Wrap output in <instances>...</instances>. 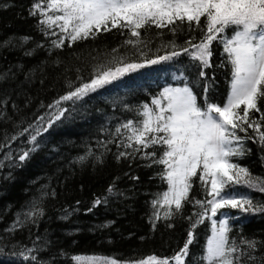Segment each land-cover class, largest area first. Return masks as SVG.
Masks as SVG:
<instances>
[{
    "label": "trees",
    "instance_id": "obj_1",
    "mask_svg": "<svg viewBox=\"0 0 264 264\" xmlns=\"http://www.w3.org/2000/svg\"><path fill=\"white\" fill-rule=\"evenodd\" d=\"M38 2L44 0H0V264H80L73 259L77 256L145 264L150 256L174 257L189 231L194 239L184 262L204 264L212 216L209 212L196 223L204 212L196 202L211 199L205 186L194 178L182 209L176 212L173 206L166 219L168 206H153L168 189L165 166L154 163L163 147H125L130 133L121 128L118 134L116 129L128 121L138 123L142 105H151L166 87H189L200 105H223L232 67L223 40L233 29L212 42L208 66L182 52L82 99L60 101L89 82L99 66L115 68L113 57L128 63L156 59L188 47V41L199 44L206 26L184 24L175 33L171 26H151L141 29L140 37L117 28L71 46L65 40L57 48L53 41L64 34L58 28L46 29L38 11L32 14ZM129 40L134 43H126ZM259 106L264 111V100ZM61 110H66L64 115L49 126ZM259 117L260 112L251 115ZM237 134L245 154L232 157L233 162L247 168L254 181L264 179L258 133L248 128ZM25 152L29 155L21 161ZM122 152L126 155L121 157ZM151 153L155 155H146ZM225 192L264 205V192L244 183L230 185ZM219 215L228 220L230 238L244 249L242 264H264V212L225 208L216 218ZM242 241H255L256 247L248 249Z\"/></svg>",
    "mask_w": 264,
    "mask_h": 264
},
{
    "label": "snow or ice",
    "instance_id": "obj_2",
    "mask_svg": "<svg viewBox=\"0 0 264 264\" xmlns=\"http://www.w3.org/2000/svg\"><path fill=\"white\" fill-rule=\"evenodd\" d=\"M37 11L42 17L40 23L46 29L58 28L64 34L58 41H53L57 48L63 46L65 40L71 46V43L95 37L101 31L117 28L127 29L132 37H140V30L151 26L158 29L171 26L173 33L184 24L189 28L193 24L200 28L203 22L206 26L199 44L188 41V47L173 50L168 55L142 63H128L113 57L112 62L117 65L115 68L99 66L89 82L62 96L60 101L82 99L128 73L170 60L182 52L208 66L212 42L232 28V35L223 40L224 52L232 66L229 94L223 105L208 102L200 105L189 87L166 88L160 97L151 101V105H142V119L138 123L134 125L133 121H128L116 132L119 134L123 128L130 133L125 147H163L162 156L154 163L165 166L163 178L168 183V191L163 193L162 200L153 201V206L167 205L166 219L173 214V206L176 212L182 209L197 177L211 199L196 202L204 208V212L199 214L201 219L196 223L203 222V217L209 212L216 217L225 208L264 212V205H256L248 197L237 198L225 192L228 186L241 183L264 192V179L254 181L247 168L232 160V157L245 154L243 138L237 134L238 131L246 133L248 128H252L258 133L259 143L264 148V131H261L264 111L259 106L264 100V0H44V3H36L32 14ZM126 43L134 42L129 40ZM116 51L113 49V52ZM201 75L204 73L201 72ZM65 111L55 115L49 126L60 120ZM253 112H260L259 119H251ZM31 139L35 141L36 136ZM136 150L139 151V147ZM28 155L25 152L19 159L23 161ZM119 155L122 157L126 153ZM146 155L154 156L155 153ZM35 214L34 211L28 215ZM230 231L227 219L213 223L212 235L206 242L202 257L204 264H242L244 249L230 238ZM193 239V232L189 231L187 242L174 257L150 256L147 261L152 264H172V261L185 264L183 258L188 256ZM242 243L248 249L256 247L255 241ZM73 259L80 262L85 258L77 256ZM86 259L90 264H118L116 258Z\"/></svg>",
    "mask_w": 264,
    "mask_h": 264
},
{
    "label": "rangeland",
    "instance_id": "obj_3",
    "mask_svg": "<svg viewBox=\"0 0 264 264\" xmlns=\"http://www.w3.org/2000/svg\"><path fill=\"white\" fill-rule=\"evenodd\" d=\"M166 88H183V87L175 86V87H166ZM166 88H165V89H166ZM165 89H164V90H165ZM164 90H163V91H164ZM163 91H162V92H163ZM167 191H168V189H167ZM167 191H166V192H167ZM210 215H211V213H210ZM221 219H226V218H225L224 215H219L217 218H216V217H212V218H211V220H212V226H213V223H214V222H217V223H218V221L221 220ZM212 228H213V227H212ZM212 231H213V230H212ZM211 235H212V233H211ZM86 258H88V257H86ZM86 258L83 259L82 261H80V264H90V262H89ZM174 262H175V261H174ZM148 264H152V262H151V261H148Z\"/></svg>",
    "mask_w": 264,
    "mask_h": 264
}]
</instances>
